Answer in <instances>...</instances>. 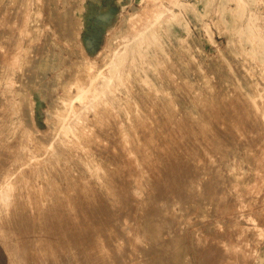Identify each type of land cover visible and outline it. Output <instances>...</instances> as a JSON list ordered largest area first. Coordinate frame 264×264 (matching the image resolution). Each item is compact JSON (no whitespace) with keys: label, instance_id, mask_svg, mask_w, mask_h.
Returning <instances> with one entry per match:
<instances>
[{"label":"rangeland","instance_id":"rangeland-1","mask_svg":"<svg viewBox=\"0 0 264 264\" xmlns=\"http://www.w3.org/2000/svg\"><path fill=\"white\" fill-rule=\"evenodd\" d=\"M90 72L96 82L87 88L84 85ZM262 119L264 0H0V215L4 217H0V225L5 221V228L0 226V237L4 235L0 239V264H28L29 258L30 264H63L64 259L65 264H123L125 260L124 264H264ZM252 136L255 142L260 137L258 142ZM213 174L216 177L212 178ZM93 193L98 194L97 199ZM219 195H225L226 200ZM107 199L113 201L107 203ZM122 199H128L127 203ZM71 205L76 210L72 211L75 218L69 217ZM34 206L38 207L32 209ZM123 213L129 216L128 222ZM111 215L115 223L108 218ZM79 217L81 220L76 219ZM66 218L74 220L70 223ZM11 219L14 222L9 223ZM78 220L83 221L78 224L80 228L75 227ZM14 223L15 233L10 232L15 229ZM57 223L59 227H55ZM47 225L53 228L48 231ZM65 227L72 232L66 233ZM86 228L93 229L91 236L92 231ZM28 230L34 232L25 238ZM112 230L117 237L121 232L120 240ZM83 231L89 232L86 235ZM18 232H22L20 238ZM100 233L104 239L109 236L105 240H110L113 233L115 244L112 238V243L105 241L111 244L106 249ZM127 237L131 243L125 241ZM19 239H24L22 243L29 240V245L18 244ZM123 245L126 250L120 248ZM91 247L102 251H91ZM110 249L114 251L109 254ZM121 250H125V256H120ZM126 251L131 252L127 258ZM204 252H210V257L206 258ZM19 256L22 261H17ZM93 256H104V261L98 258L97 262ZM88 258L90 263L85 261Z\"/></svg>","mask_w":264,"mask_h":264},{"label":"bare ground","instance_id":"bare-ground-1","mask_svg":"<svg viewBox=\"0 0 264 264\" xmlns=\"http://www.w3.org/2000/svg\"><path fill=\"white\" fill-rule=\"evenodd\" d=\"M26 7H27V6H26ZM8 8H9V7H8ZM3 17H4V16H3ZM16 17H17V16H16ZM7 18H8V17H7ZM249 31H250V30H249ZM252 31H253V30H252ZM251 33H252V32H251ZM240 34H242V32H240ZM250 35H251V34H250ZM247 36H248V35H247ZM7 37H8V36H7ZM27 37H28V35H27ZM245 37H246V36H245ZM248 41H249V40H248ZM251 45H252V44H251ZM242 50H243V49H242ZM261 56H262V55H261ZM262 58H263V57H262ZM261 62H262V61H261ZM261 65H263V64H261ZM92 72H93V71H92ZM86 74H87V73H86ZM221 75H222V74H221ZM87 76H89V77H88L87 82L85 83L84 86L87 87V88H89V87L93 86L94 83H95L96 81H95V78H94L93 74H91V72L88 73ZM103 77H104V75H103ZM136 77H137V75H136ZM83 79H84V78H83ZM97 79H98V77H97ZM126 79H127V78H126ZM109 80H111V79H109ZM109 80H108V82H109ZM109 83H110V82H109ZM238 83H239V82H238ZM221 85H222V84H221ZM75 87H76V86H75ZM87 88H86V89H87ZM106 88H107V87H106ZM78 89H79V88H78ZM161 89H162V88H161ZM80 90H82V89H80ZM104 90H105V89H104ZM104 90H103V91H104ZM83 91H84V89H83ZM83 91H82V93H83ZM88 91H89V90H88ZM64 92H65V91H64ZM75 92H76V90H75ZM180 92H181V91H180ZM94 93H95V91H94ZM226 93H227V92H226ZM88 94H89V93H88ZM88 94H84V95H85L84 97H86V95H87V96H90V95H88ZM101 94H102V92H101ZM208 94H209V93H208ZM241 94H242V93H241ZM92 95H93V93H92ZM99 95H100V94H99ZM102 95H103V94H102ZM97 96H98V95H96L95 98H98ZM189 96H190V95H189ZM239 96H240V95H239ZM84 97H83V99H85ZM248 97H250V96H248ZM88 98H89V97H88ZM88 98H87V99H88ZM92 99H93V98H92ZM209 99H210V98H209ZM249 99H250V98H249ZM94 100H95V99H94ZM250 100H251V99H250ZM252 101H254V100H252ZM62 102H63V101H62ZM83 102H85V101H83ZM100 102H101V101H100ZM243 102H244V101H243ZM248 102H251V101H248ZM64 103H65V102H64ZM205 104H206V103H205ZM220 105H221V104H220ZM234 105H235V104H234ZM252 105H253V104H252ZM252 105H251V106H252ZM215 106H216V105H215ZM217 106L219 107V105H217ZM237 106H238V105H237ZM249 106H250V105H249ZM252 107H253V106H252ZM224 108H225V107H224ZM250 108H251V107H250ZM239 109H240V108H239ZM246 109H248V108H246ZM102 110H103V109H102ZM237 110H238V108H237ZM237 110H236V111H237ZM228 111H229V110H228ZM238 112H239V110H238ZM254 112H255V111H254ZM226 113H227V112H226ZM228 113H229V112H228ZM235 113H236V112H235ZM244 113H245V111H243V114H244ZM254 114H255V113H254ZM67 115H68V114H67ZM232 115H233V114H232ZM250 115H251V114H250ZM256 115H257V114H256ZM113 116H114V115H113ZM121 116H123V115H121ZM127 116H128V115H127ZM223 116H224V115H223ZM225 116H227V115H225ZM115 117H116V115H115ZM238 117H239V113H238ZM260 117H261V116H260ZM241 118H242V117H241ZM258 118H259V117H258ZM65 119H66V118H65ZM98 119H99V118H98ZM123 119H124V118H123ZM243 119H244V117H243ZM246 119H247V118H246ZM253 119H254V118H253ZM233 120H234V119H233ZM254 120H255V119H254ZM262 120H264V119H262ZM65 121H66V120H65ZM226 121H227V119H226ZM236 121H237V120H236ZM250 121H251V120H250ZM260 121H261V120H260ZM233 122H234V121H233ZM237 122H239V121H237ZM243 122H244V121H243ZM245 122H246V121H245ZM194 123H195V122H194ZM235 123H236V122H235ZM253 123H254V122H253ZM260 123H261V122H260ZM140 124H141V123H140ZM233 124H234V123H233ZM236 124H237V123H236ZM238 124H239V123H238ZM254 124H255V123H254ZM257 124H258V123H257ZM208 125H209V124H208ZM231 125H232V124H231ZM234 125H235V124H234ZM250 125H251V124H250ZM107 126H108V125H107ZM197 126H198V125H197ZM247 126H248V125H247ZM251 126H252V125H251ZM251 126H250V127H251ZM257 126H259V125H257ZM263 126H264V124H263ZM62 127H63V126H62ZM118 127H119V126H118ZM148 127H149V126H148ZM150 127H151V126H150ZM224 127H225V126H224ZM227 127H228V126H227ZM230 127H231V126H230ZM235 127H236V126H235ZM237 127H238V126H237ZM250 127H249V128H250ZM151 128H152V127H151ZM253 128H255V127H253ZM109 129H110V128H109ZM119 129H120V128H119ZM147 129H148V128H147ZM226 129H227V128H226ZM228 129H229V128H228ZM257 129H258V128L256 127V130H257ZM74 130H75V129H74ZM218 130H219V129H218ZM248 130H249V129H248ZM250 130H251V129H250ZM256 130H253V129H252V131L254 132L255 135L257 134V133L255 132ZM258 130H259V129H258ZM82 131H83V129H82ZM153 131H154V129H153ZM153 131H152V132H153ZM231 131H232V130H231ZM83 132H84V131H83ZM101 132H102V131H101ZM145 132H147V131H145ZM253 132H252L251 134H253ZM108 133H109V132H108ZM154 133H155V132H154ZM200 133H201V132H200ZM228 133H229V132H228ZM249 133H250V131H249ZM263 133H264V132H263ZM79 134H81V133H79ZM91 134H92V133H91ZM131 134H132V133H131ZM240 134H244V133H240ZM109 135H110V134H109ZM208 135H209V134H208ZM236 135H238V134H236ZM258 135H259V133H258ZM80 136H81V135H80ZM127 136H128V135H127ZM134 136H135V135H134ZM134 136H133V137H134ZM144 136H146V134H144ZM225 136H226V135H225ZM232 136H233V134H232ZM247 136H248V135H247ZM259 136H260V135H259ZM82 137H83V136H82ZM117 137H118V136H117ZM208 137H209V136H208ZM248 137H249V136H248ZM74 138H76V137H74ZM84 138H85V137H84ZM106 138H107V136H106ZM124 138H125V137H124ZM124 138H123V139H124ZM127 138H128V137H126V139H127ZM135 138H136V137H135ZM146 138H147V136H146ZM162 138H163V137H162ZM164 138H165V137H164ZM231 138H233V137H231ZM236 138H237V137H236ZM249 138H250V137H249ZM249 138H248V139H249ZM252 138H253V136H252ZM252 138H251V139H252ZM257 138H258V136L256 137V140H257L256 142H258V139H259L260 137H259L258 139H257ZM261 138H262V137H261ZM263 138H264V137H263ZM67 139H69V138L67 137ZM90 139H91V137H90ZM123 139H122V140H123ZM140 139H141V138H140ZM149 139H150V138H149ZM165 139H166V138H165ZM165 139H163V140H165ZM211 139H212V138H211ZM248 139H246V140H248ZM115 140H116V139H115ZM169 140H170V139H169ZM243 140H244V139H242V141H240V142H243ZM249 140H250V139H249ZM249 140H248L247 142H249ZM253 140H254V142H255V139H254V138H253ZM79 141H80V140H79ZM87 141H88V140H87ZM89 141H91V140H89ZM165 141H166V140H165ZM192 141H193V140H192ZM212 141H213V140H212ZM259 141H260V140H259ZM261 141H263V140H261ZM73 142H75V141H73ZM84 142H85V141H84ZM120 142H121V141H120ZM122 142H123V141H122ZM124 142H125V141H124ZM144 142H145V141H144ZM151 142H152V141H151ZM155 142H156V141H155ZM214 142H215V141H214ZM214 142H213V143H214ZM244 142H245V141H244ZM251 142H252V141H251ZM251 142H250V143H251ZM254 142H252V144H253ZM256 142H255V143H256ZM82 143H83V142H82ZM98 143H99V142H98ZM100 143H101V142H100ZM114 143H115V142H114ZM125 143H127V142H125ZM134 143H135V142H134ZM215 143H216V142H215ZM215 143H214V145H215ZM231 143H232V142H231ZM245 143H246V142H245ZM245 143H244V145H245ZM250 143H248V144H249V147H250V145H251ZM74 144H75V143H74ZM89 144H90V143H89ZM136 144H137V142H136ZM136 144H135V145H136ZM163 144H164V143H163ZM229 144H230V143H229ZM240 144H241V143H240ZM242 144H243V143H242ZM32 145H34V144L32 143ZM32 145H31V146H32ZM85 145H86V144H85ZM105 145H106V144H104V146H105ZM119 145H120V144H119ZM123 145H124V144H123ZM123 145H122V146H123ZM135 145H134V146H135ZM152 145H153V144H152ZM156 145H158V144H156ZM156 145H153V146L156 147ZM167 145H168V144H167ZM236 145H238V144H236ZM259 145H262V144H259ZM259 145H257L256 148H257ZM263 145H264V143H263ZM31 146H30V147H31ZM35 146H36V145H35ZM73 146H74V145H73ZM126 146H127V145H126ZM137 146H138V145H137ZM144 146H145V145H144ZM169 146H170V144H169ZM177 146H178V145H177ZM229 146H230V145H229ZM238 146H239V145H238ZM251 146L253 147V145H251ZM43 147H44V146H43ZM70 147H71V146H70ZM81 147H82V146H81ZM91 147H92V146H91ZM91 147H90V148H91ZM105 147H106V146H105ZM123 147H124V146H123ZM157 147H158V146H157ZM167 147H168V146H167ZM245 147H246V146H245ZM254 147H255V146H254ZM259 147H260V146H259ZM35 148H36V147H34V150H35ZM38 148H39V147H38ZM68 148H69V147H68ZM71 148H72V147H71ZM75 148H76V147H75ZM111 148H112V147H111ZM113 148H114V147H113ZM147 148H148V147H147ZM172 148H173V147H172ZM179 148H181V147H179ZM212 148H213V147H212ZM114 149H115V148H114ZM124 149H125V148H124ZM151 149H152V148H151ZM157 149H158V148H157ZM168 149H170V148H168ZM182 149H183V148H181V150H182ZM72 150H73V148H72ZM89 150H90V149H89ZM92 150H93V149H92ZM94 150H96V149H94ZM155 150H156V149H155ZM164 150H165V149H164ZM174 150H175V149H174ZM181 150H180V151H181ZM225 150H226V149H225ZM250 150H251V149H250ZM254 150H255V149H254ZM254 150H253V151H254ZM259 150H260V149H259ZM261 150H262V149H261ZM76 151H77V150H76ZM226 151H227V150H226ZM255 151H256V150H255ZM263 151H264V149H263ZM36 152H37V151H36ZM79 152H80V151H79ZM88 152H89V151H88ZM88 152H86V153H88ZM98 152H100V151H98ZM105 152H106V151H105ZM138 152H139V151H138ZM147 152H148V150H147ZM163 152H164V151H163ZM176 152H177V151H176ZM184 152L186 153V151H184ZM216 152H217V151H216ZM257 152H258V151H257ZM140 153H141V150H140ZM153 153H154V151H153ZM157 153H158V152H157ZM164 153H166V152H164ZM177 153L179 154V152H177ZM245 153H247V152H245ZM254 153H255V152H254ZM72 154H73V152H72ZM74 154H75V153H74ZM141 154H142V153H141ZM141 154H140V155H141ZM161 154H162V153H161ZM168 154H169V153H167V155H168ZM183 154H184V153H183ZM85 155H87V154H85ZM93 155H94V154H93ZM163 155H164V154H163ZM174 155H176V154H174ZM224 155H225V154H224ZM259 155H260V154H259ZM259 155H258V156H259ZM99 156H101V155H99ZM157 156H158V154H157ZM171 156H172V155H171ZM218 156H220V155L218 154ZM218 156H217V157H218ZM262 156H263V155H262ZM34 157H35V156H34ZM128 157H130V156H128ZM133 157H134V156H133ZM148 157H151V156L149 155ZM158 157H159V156H158ZM166 157H167V156H166ZM166 157H164V158H166ZM217 157H216V158H217ZM252 157H253V156H252ZM263 157H264V156H263ZM36 158H38V157H36ZM39 158H40V157H39ZM67 158H69V157H67ZM77 158H78V157H77ZM105 158H107V157H105ZM156 158H157V157H156ZM162 158H163V157H162ZM162 158L159 157V159H160L161 161H162ZM172 158H173V157H172ZM221 158H224V157H221ZM62 159H63V158H62ZM100 159H102V158H100ZM120 159H121V158H120ZM159 159H158V160H159ZM187 159H188V158H187ZM244 159H245V158H244ZM249 159H250V158H249ZM253 159H254V158H253ZM259 159H260V156H259L258 160H259ZM103 160H104V159H103ZM107 160H108V159H107ZM123 160H124V158H123ZM148 160H149V159H148ZM166 160H167V159H166ZM171 160H172V159H171ZM217 160H218V158H217ZM220 160H221V159H220ZM109 161H111V160H109ZM109 161H108V162H109ZM113 161H114V160H113ZM116 161H118V160H116ZM130 161H131V160H130ZM132 161H133V160H132ZM172 161H173V160H172ZM236 161H237V160H236ZM80 162H81V161H80ZM104 162H105V161H104ZM111 162H112V161H111ZM121 162H123V161L121 160ZM128 162H129V161H128ZM219 162H220V161H219ZM82 163H83V162H82ZM93 163H94V162H93ZM99 163H100V162H99ZM116 163L118 164V162H116ZM119 163H120V162H119ZM130 163H131V162H130ZM130 163H129V164H130ZM148 163H149V162H148ZM150 163H151V162H150ZM165 163H166V161H165ZM238 163H239V162H238ZM2 164H3V163H2ZM38 164H39V163H38ZM113 164H115V161L113 162ZM121 164H122V163H121ZM132 164H133V163H132ZM157 164H158V162H157ZM157 164H156V165H157ZM167 164H168V163H167ZM220 164H221V163H220ZM3 165H4V164H3ZM98 165H99V164H98ZM107 165H108V164H107ZM110 165L112 166V164H110ZM133 165H134V164H133ZM141 165H142V164H141ZM159 165H161V163H160ZM168 165H169V164H168ZM173 165H174V163H173ZM195 165H196V164H195ZM245 165H246V164H245ZM96 166H97V162H96ZM113 166H114V165H113ZM153 166H154V165H153ZM0 167H1V166H0ZM2 167H3V166H2ZM94 167H95V166H94ZM114 167H115V166H114ZM117 167H118V166H117ZM136 167H137V166H136ZM161 167H162V166H161ZM221 167H222V166H221ZM44 168H45V167H44ZM97 168H98V166H97ZM111 168H113V167H111ZM145 168H146V167H145ZM154 168H155V167H154ZM167 168H169V167H167ZM223 168H224V167H223ZM94 169H95V168H94ZM118 169H119V168H118ZM122 169H123V168H122ZM134 169H135V171H136L137 168H134ZM151 169H152V168H151ZM123 170H124V169H123ZM125 170H126V169H125ZM128 170H129V169H128ZM131 170H132V169H131ZM147 170H148V169H147ZM152 170H153V169H152ZM167 170H168V169H167ZM35 171H36V170H35ZM35 171H34V172H35ZM111 171H112V170H111ZM135 171H134V172H135ZM154 171H155V170H154ZM212 171H213V170H212ZM40 172H41V171H40ZM124 172H125V171H124ZM126 172H127V171H126ZM166 172H167V171H166ZM170 172H171V171H170ZM170 172H169V173H170ZM236 172H237V171H236ZM236 172H235V173H236ZM90 173H91V171H90ZM103 173H104V172H103ZM117 173H118V172H117ZM151 173H152V172H151ZM156 173H157V172H156ZM164 173H165V172H164ZM169 173H168V174H169ZM212 173H213V172H212ZM212 173H211V174H212ZM215 173H217V172H215ZM219 173H221V172H219ZM32 174H33V173H32ZM96 174H97V173H96ZM100 174H101V173H100ZM105 174H106V173H105ZM126 174H127V173H126ZM221 174H222V173H221ZM82 175H84V174H82ZM85 175H86V174H85ZM103 175H104V174H103ZM156 175H157V174H156ZM161 175H162V174H161ZM179 175H180V174H179ZM184 175H185V173H184ZM88 176H89V175H88ZM97 176H98V175H97ZM101 176H102V175H101ZM106 176H108V175H106ZM126 176H127V175H126ZM128 176H129V175H128ZM150 176H152V175H150ZM214 176H215V174H213V176L211 175L212 178H214ZM227 176H228V175H227ZM25 177H27V176H25ZM35 177H36V176H35ZM89 177H90V176H89ZM95 177H96V176H95ZM112 177H113V176H112ZM152 177H153V176H152ZM215 177H216V176H215ZM218 177H219V176H218ZM224 177H225V176H224ZM224 177H223V178H224ZM229 177H230V176H229ZM100 178L103 179V178H105V177H100ZM137 178H138V177H137ZM180 178H181V177H180ZM212 178H211V179H212ZM230 178H231V177H230ZM102 179H101V180H102ZM105 179H106V178H105ZM112 179H113V178H112ZM115 179H116V178H115ZM130 179H131V178H129V180H130ZM196 179L198 180V178H196ZM203 179H204V176H203ZM220 179H221V177H220ZM220 179H218V180L220 181ZM24 180H25V179H24ZM80 180H81V179H80ZM120 180H121V179H120ZM186 180H187V179H186ZM213 180H214V179H213ZM216 180H217V179H216ZM221 180H222V179H221ZM226 180H227V179H226ZM28 181H29V180H28ZM110 181H111V180H110ZM110 181H109V182H110ZM121 181H122V180H121ZM127 181H128V180H127ZM139 181H140V180H139ZM174 181H175V180H173V183H174ZM204 181H205V180H204ZM23 182H24V181H23ZM98 182H99V180H98ZM105 182H107V179L105 180ZM116 182H118L117 179H116ZM123 182H124V181H123ZM125 182H126V181H125ZM125 182H124V183H125ZM131 182H132V181H131ZM136 182H137V181H136ZM236 182H237V181H236ZM1 183H2V181H1ZM24 183H26V182H24ZM27 183H28V182H27ZM92 183H93V182H92ZM92 183H91V184H92ZM156 183H157V182H156ZM205 183H206V182H205ZM207 183H208V181H207ZM212 183H213V182H212ZM5 184H6V183H5ZM55 184L57 185V183H55ZM72 184H73V183H72ZM91 184L89 183V185H91ZM98 184H99V183H98ZM102 184H103V183H102ZM102 184H101V185H102ZM174 184H176V183H174ZM208 184H209V183H208ZM215 184H216V183H215ZM222 184H223V183H222ZM227 184H228V183H227ZM22 185H23V184H22ZM28 185H30V184H28ZM28 185H27V186H28ZM31 185H32V184H31ZM35 185H37V184H35ZM200 185H201V184H200ZM238 185H239V184H238ZM243 185H244V184H243ZM37 186H38V185H37ZM40 186H41V185H40ZM74 186H75V185H74ZM99 186H100V185H99ZM104 186H105V185H104ZM127 186H128V185H127ZM173 186H174V185H173ZM202 186H203V185H202ZM204 186H205V185H204ZM214 186H215V185H214ZM214 186H212V187H214ZM217 186H218V185H217ZM222 186H223V185H222ZM3 187H4V186H3ZM13 187H14V186H13ZM13 187H12V188H13ZM91 187H92V186H91ZM100 187H101V186H100ZM108 187H109V186H108ZM131 187H132V186H131ZM171 187H172V186H171ZM183 187H185V186H183ZM208 187H209V186H208ZM230 187H231V185H230ZM237 187L239 188V186H237ZM4 188L7 189L8 186H7V187H4ZM9 188H11V186H10ZM43 188H44V187H43ZM57 188H58V187H57ZM68 188H69V186H68ZM81 188H82V187H81ZM102 188H103V187H102ZM174 188H175V187H174ZM201 188H202V187H201ZM94 189H95V187H94ZM100 189H101V188H100ZM115 189H116V188H115ZM130 189H131V188H130ZM206 189H207V188H206ZM210 189H212V188H209V190H210ZM3 190H5V189H3ZM3 190H1V191H3ZM18 190H19V189H18ZM21 190H22V189H21ZM69 190H70V189H69ZM69 190H68V191H69ZM152 190H153V189H152ZM182 190H183V189H182ZM213 190H214V189H213ZM213 190H212V191H213ZM233 190H234V188H233ZM236 190H237V192H238V189H235V191H236ZM248 190H249V189H248ZM25 191H26V190H25ZM37 191H38V190H37ZM93 191H94V190H93ZM96 191H97V190H96ZM138 191H139V190H138ZM212 191H211V192H212ZM235 191H234V193H236ZM243 191H245V190H243ZM6 192H8V191H5L4 193L6 194ZM18 192H19V191H18ZM84 192H85V190H84ZM94 192H95V191H94ZM101 192H102V191H101ZM105 192H107V190H106ZM105 192H104V193H105ZM114 192H115V191H114ZM114 192H113V193H114ZM246 192H247V191H246ZM0 193H1V192H0ZM12 193H13V192H12ZM35 193H36V191H35ZM45 193H46V191H45ZM104 193H103V194H104ZM160 193H161V192H160ZM196 193H197V192H196ZM215 193H216V195L219 194V192H215ZM247 193H248V192H247ZM19 194L21 195L22 193L19 192ZM41 194H42V193H41ZM72 194H73V193H72ZM93 194H95V193H93ZM108 194L110 195L111 193H108ZM140 194H141V193H140ZM167 194H168V193H167ZM174 194H176V193H174ZM229 194H230V193H229ZM240 194H241V193H240ZM8 195H9V194H8ZM12 195H13V194H12ZM29 195H30V194H29ZM31 195H32V194H31ZM34 195H35V194H34ZM62 195H63V194H62ZM185 195H187V194H184L183 197H185ZM212 195H214V192H213ZM234 195H235V194H234ZM22 196H23V195H22ZM26 196H27V195H26ZM55 196L57 197V195H55ZM66 196H67V195H66ZM95 196H96V194H95ZM97 196H98V194H97ZM97 196H96V199H97ZM104 196H105V195H104ZM104 196H103V198H104ZM193 196H195V195H193ZM219 196H220V195H219ZM231 196H232V195H231ZM6 197H8V196L5 195V198H6ZM11 197H12V196H11ZM27 197H28V196H27ZM36 197H37V196H36ZM73 197H74V196H73ZM115 197H116V196H115ZM117 197H118V196H117ZM122 197H123V195H122ZM164 197H165V196H163V198H164ZM220 197L224 199L225 195H224V197H222V196H220ZM220 197H217V198H220ZM39 198H40V197H39ZM42 198H43V197H42ZM57 198H58V197H57ZM59 198H60V197H59ZM63 198H65V197H63ZM63 198H62V199H63ZM99 198H100V196H99ZM99 198H98V199H99ZM105 198H106V197H105ZM113 198H114V197H113ZM120 198H121V197H120ZM195 198H196V197H195ZM199 198H200V197H199ZM217 198H215V200H216ZM232 198H233V197H232ZM232 198H230V199H232ZM8 199H9V198H8ZM12 199H14V197H13ZM31 199H32V201H33V197H32ZM46 199H47V198H46ZM68 199H69V198H68ZM101 199H102V197H101ZM101 199H100V200H101ZM114 199H115V198H114ZM129 199H130V198H129ZM190 199H191V198H190ZM228 199H229V198H227V200H228ZM0 200H1V199H0ZM4 200H5V199H4ZM6 200H7V199H6ZM19 200H20V199H19ZM22 200H23V197H22ZM34 200H35V198H34ZM58 200H59V199H58ZM69 200H70V199H69ZM69 200H68V201H69ZM76 200H77V199H76ZM110 200H111V199H110ZM110 200H109V201H110ZM127 200H128V199H127ZM127 200H126V202H124L125 200L123 201V199H122L121 201H123L124 203H127ZM148 200L150 201V198H149ZM167 200H168V199H167ZM167 200H166V201H167ZM171 200H173V199H171ZM206 200H207V199H206ZM221 200H222V199H221ZM221 200H220V201H221ZM224 200H226V198H225ZM20 201H21V200H20ZM35 201H36V200H35ZM97 201H98V200H97ZM97 201H96V202H97ZM102 201H104V200H102ZM107 201H108V199H107ZM109 201H108L107 203H109ZM111 201H113V200H111ZM154 201H155V200H154ZM190 201H191V200H190ZM230 201H232V200H230ZM233 201H235V200H233ZM236 201H237V200H236ZM8 202H9V201H8ZM28 202H29V201H28ZM28 202H27V203H28ZM33 202H34V201H33ZM33 202H31V203H33ZM46 202H47V201H46ZM65 202H67V201H65ZM77 202H78V200H77ZM92 202H94V201H92ZM98 202L100 203V201H98ZM115 202H116V201H115ZM128 202H130V200H129ZM178 202H179V201H178ZM178 202H177V203H178ZM227 202H228V201H227ZM14 203H15V202H14ZM35 203H36V202H35ZM41 203H42V202H41ZM101 203H103V202H101ZM105 203H106V202H104V204H105ZM113 203H114V202H113ZM113 203H112V204H113ZM124 203H123V204H124ZM130 203H133V202H130ZM165 203H166V202H165ZM167 203H168V201H167ZM177 203H176V204H177ZM207 203H209V202H207ZM215 203H216V202H215ZM215 203H214V205H215ZM218 203H220L219 200H218L217 204H218ZM223 203L225 204V201H224ZM8 204H9V203H8ZM8 204H6V205L8 206ZM16 204H17V203H16ZM36 204H37V203H36ZM49 204H50V203H49ZM54 204H55V203H54ZM58 204H59V202H58ZM70 204H71V203H70ZM73 204H74V203H73ZM83 204H85V203H83ZM96 204H97V203H96ZM110 204H111V203H110ZM110 204H109V205H110ZM169 204H170V203H169ZM193 204H194V203H193ZM209 204H210V203H209ZM217 204H216V205H217ZM229 204H230V202H229ZM1 205H2V204H1ZM6 205H5V206H6ZM12 205H13V203H12ZM17 205H18V204H17ZM37 205H38V204H37ZM40 205H41V204H40ZM42 205H43V204H42ZM42 205H41V207H42ZM50 205H51V204H50ZM67 205H68V204H67ZM67 205H66V206H67ZM74 205H75V204H74ZM85 205H86V204H85ZM85 205H84V207H85ZM107 205H108V204H107ZM107 205H106V206H107ZM120 205H121V203H120ZM128 205H130V204H128ZM131 205H132V204H131ZM133 205H134V204H133ZM207 205H208V204H207ZM226 205H228V204H225L224 208H226ZM234 205H236V204H234ZM2 206H3V205H2ZM31 206H32V205H31ZM44 206H45V205H44ZM56 206H57V205H56ZM71 206H72V205H71ZM76 206H78V205H76ZM101 206L103 207L104 205H101ZM101 206H100V207H101ZM106 206H104V207H106ZM178 206H179V204H178ZM178 206H176V207H178ZM180 206H181V205H180ZM196 206H197V205H196ZM208 206H209V205H208ZM221 206H222V204H221ZM14 207H15V206H14ZM14 207H13V208H14ZM20 207H21V204H20ZM27 207H28V206H27ZM34 207H35V208L32 207V209H36V207H38V206H34ZM61 207H62V206H61ZM102 207H101V208H102ZM107 207H108V206H107ZM109 207H111V206H109ZM212 207H213V206H212ZM212 207H211V209H212ZM222 207H223V206H222ZM28 208H30V207H28ZM28 208H27V211H25V212H28ZM44 208H46V207H44ZM57 208H58V207H57ZM70 208H71V207H70ZM101 208H100V209H101ZM119 208H120V206H119ZM130 208H131V207H130ZM138 208H140V207H138ZM163 208H164V206H163ZM196 208H197V207H196ZM17 209L19 210V207H17ZM30 209H31V208H30ZM42 209H43V207H42ZM49 209H50V207H49ZM52 209H53V208H52ZM52 209H51V211H52ZM75 209H76V208H75ZM105 209H107V208H104V210H105ZM108 209H110V208H108ZM108 209H107V210H108ZM117 209H118V208H117ZM193 209H194V208H193ZM209 209H210V207H209ZM211 209H210V210H211ZM220 209H221V208H220ZM232 209H233V208H232ZM232 209H231V210H232ZM236 209H237V208H236ZM10 210H11V208H10ZM12 210H13V209H12ZM23 210H24V209H23ZM37 210H40V209H37ZM57 210H58V209H56V211H57ZM62 210H63V209H62ZM79 210H80V208H79ZM119 210H121V209H119ZM166 210H167V209H166ZM194 210H195V212H196V209H194ZM1 211H2V210H1ZM45 211H47V210L45 209ZM72 211H73V206H72V210H71V212H70V211H69V212L72 213ZM102 211H103V210H102ZM108 211H112V209H110V210H108ZM122 211H123V209H122ZM190 211H192V210H190ZM197 211H198V210H197ZM6 212H7V211H6ZM13 212H15V211H13ZM17 212H19V211H17ZM29 212H30V211H29ZM32 212H33L32 215H34V211H32ZM38 212H39V211H38ZM38 212H36V213H38ZM66 212H68V211H66ZM73 212L76 213V210L73 211ZM105 212L107 213V211H105ZM123 212H124V211H123ZM131 212H132V211H131ZM163 212H164V211H163ZM195 212H194V213H195ZM208 212H209V211H208ZM210 212H213V210L210 211ZM225 212H226V211H225ZM15 213H16V212H15ZM44 213H45V212H44ZM44 213L42 214V217H43ZM47 213H50V210H48ZM57 213H58V212H57ZM98 213H99V212H98ZM100 213H101V212H100ZM110 213H113V212H110ZM110 213H108V216H110ZM114 213H115V211H114ZM148 213H150V212H148ZM155 213H157V212H155ZM185 213H186V212H185ZM196 213H198V212H196ZM8 214H10V213H8ZM17 214H19V213H17ZM28 214H29V213H28ZM30 214H31V213H30ZM39 214H40V212H39ZM79 214H80V213H79ZM86 214H87V213H86ZM124 214H125V213H123V216H125ZM129 214H131V213H129ZM152 214H153V212H152ZM190 214H191V213H190ZM200 214H201V213H199L198 215H200ZM210 214H211V213H210ZM4 215H5V214H4ZM71 215H72V216H71ZM80 215H81V214H80ZM80 215H78V216H80ZM98 215H99V214H98ZM100 215H101V214H100ZM100 215H99V216H100ZM102 215H104V214H102ZM127 215H128V214H127ZM156 215H157V214H156ZM185 215H186V214H185ZM198 215H197V216H198ZM225 215H226V214H225ZM225 215H224V216H225ZM6 216H7V215H6ZM25 216H26V215H25ZM34 216H35V215H34ZM36 216H37V215H36ZM36 216H35V217H36ZM39 216H40V215H39ZM45 216H46V215H45ZM50 216H51V214H50ZM50 216H49V217H50ZM53 216H54V215H53ZM63 216L66 217V215H63ZM63 216L61 215V218H62ZM68 216H69V213H68ZM75 216H77V214H76ZM95 216H97V215H95ZM104 216H105V215H104ZM106 216H107V214H106ZM120 216H121V215H120ZM120 216H119V217H120ZM123 216H121L120 218L123 219V218H124ZM167 216H168V215H167ZM189 216H191V215H189ZM195 216H196V215H195ZM195 216H194V217H195ZM207 216H208V214H207ZM0 217H1V215H0ZM14 217H15V214H14V216H13V219H15ZM16 217H18V216H16ZM20 217H22V216H20ZM27 217H28V215H27ZM29 217L31 218V216H29ZM29 217H28V218H29ZM32 217H33V216H32ZM35 217H33V218L35 219ZM37 217H38V216H37ZM42 217H41V218H42ZM46 217H47V216H46ZM46 217H45V219H46ZM55 217H56V216H55ZM64 217H63V218H64ZM69 217H74V214H73V213L70 214ZM88 217H89V214H88ZM113 217L119 218V217H117L116 215L113 216ZM126 217H127V216H125V218H126ZM155 217H156V216H155ZM163 217H164V216H163ZM213 217H214V216H213ZM227 217H229V216H227ZM227 217H226V218H227ZM1 218H2V217H1ZM3 218H4V217H3ZM3 218H2V219H3ZM9 218H11V217H9ZM9 218H8V219H9ZM23 218H24V217H23ZM25 218H26V217H25ZM30 218H29V219H30ZM52 218H53V217H52ZM61 218H60V219H61ZM74 218H75V217H74ZM74 218H73V219L68 218V219H71V222H70V223H72V221L74 220ZM81 218H82V216H81ZM85 218H86V217H85ZM85 218H84V219H85ZM90 218L93 219L94 217L92 218V216H91ZM100 218H102V217H100ZM108 218H109V219L111 218V222H113L114 220H116L115 218H113V221H112V215H111V217H108ZM108 218H107V219H108ZM128 218H129V216H128ZM128 218H126V219H127V222H128ZM133 218H134V216H133ZM148 218H149V217H148ZM160 218H161V217H160ZM215 218H216V217H215ZM2 219H1V220H2ZM8 219H6V220H8ZM13 219H11V221H10L9 223H12ZM16 219H17V218H16ZM36 219H37V218H36ZM39 219H40V218H39ZM47 219H49V218H47ZM50 219H51V218H50ZM57 219H58V218H57ZM66 219H67V218H66ZM68 219H67V220H68ZM76 219H80V217H79V218H76ZM82 219H83V218H82ZM97 219H98V218H97ZM102 219H103V218H102ZM154 219H155V218H154ZM162 219H163V218H162ZM190 219H191V218H190ZM208 219H209V218H208ZM1 220H0V221H1ZM4 220H5V219H4ZM9 220H10V219H9ZM24 220H25V219H24ZM52 220H53V219H52ZM67 220H65V222H66ZM80 220H81V219H80ZM117 220H118V219H117ZM119 220H120V219H119ZM131 220H132V219H131ZM185 220H186V219H185ZM209 220H210V219H209ZM213 220H214V219H213ZM2 221H3V220H2ZM16 221H17V220H15V222H16ZM20 221H21V220H20ZM28 221H29V220H28ZM38 221L41 222L40 220H37V222H38ZM42 221H43V220H42ZM44 221H45V220H44ZM44 221H43L42 223H44ZM49 221H50V220H49ZM54 221H56V220L54 219ZM59 221H60V220H59ZM62 221H64V220H62ZM69 221H70V220H69ZM75 221H76V220H75ZM78 221H79V220H78ZM93 221H94V220H93ZM97 221H100V219L97 220ZM101 221H102V220H101ZM108 221H109V220H108ZM145 221H146V220H145ZM163 221H164V220H163ZM166 221H167V220H166ZM186 221H187V220H186ZM4 222H5V221H4ZM4 222H3V224H4ZM13 222H14V221H13ZM25 222H26V221H25ZM45 222H46V221H45ZM56 222H57V221H56ZM80 222H83V221H79V223L76 222V225H75V224H73V225H75V227H76L78 224H80ZM84 222H85V220H84ZM86 222H87V221H86ZM88 222H89V220H88ZM103 222H104V219H103ZM103 222H102V223H103ZM111 222H108V225H110L109 223H111ZM118 222H119V221H118ZM127 222H126V224H128ZM161 222H162V220H161ZM191 222H192V221H191ZM207 222H208V221H207ZM210 222H211V221H210ZM1 223H2V222H1ZM1 223H0V224H1ZM6 223H8V222H6ZM16 223H17V224H20V222L18 223V221H17ZM28 223H29V222H28ZM52 223H54V222L52 221ZM67 223H68V222H67ZM73 223H74V222H73ZM89 223H90V222H89ZM94 223H95V225L98 224V223H96V220H95ZM94 223H93V224H94ZM100 223H101V222H100ZM113 223H115V222H113ZM113 223H112V224H113ZM204 223H205V222H204ZM204 223H203V224H204ZM3 224H2V225H3ZM23 224H24V221H23ZM25 224H26V223H25ZM31 224H32V221L30 222V226H31ZM35 224H36V223H34V225H35ZM45 224H46V223H45ZM47 224H48V222H47ZM50 224H51V223H50ZM59 224H60V223H59ZM59 224L57 223V225H56L55 227H59V226H58ZM61 224L63 225V223H61ZM86 224H87V223H86ZM105 224H106V223H105ZM105 224H103V225H104V228H105ZM124 224H125V222H124ZM162 224H163V223H162ZM211 224H212V222H211ZM2 225H0V226L2 227ZM10 225H11V224H10ZM14 225H15V223H14ZM20 225H22V223H21ZM26 225L28 226V224H26ZM52 225H54V224H52ZM62 225H61V226H62ZM73 225H72V226L70 225V226H71L72 228H74ZM117 225H118V224H117ZM117 225H116V226H117ZM160 225H161V224H160ZM200 225H201V224H200ZM12 226H13V225H12ZM27 226H25L26 228H25V227H24V228L27 229L28 227H30V226H28V227H27ZM38 226H39V225H38ZM38 226H36V227H38ZM42 226H43V225H42ZM64 226H65V225H64ZM64 226H63V227H64ZM66 226H67V225H66ZM84 226H85V225H83V227H84ZM86 226H87V225H86ZM112 226L114 227V225H112ZM116 226H115V227H116ZM157 226H158V225H157ZM165 226H166V225H165ZM178 226H179V225H178ZM212 226H213V225H212ZM214 226H215V225H214ZM1 227H0V229L5 228V226L2 227V228H1ZM8 227H10V226L8 225ZM8 227H7V228H8ZM14 227H15L14 230H12L11 228H9V229H11L10 232L13 231V232L15 233V230L17 229V228H16L17 226L15 225ZM18 227H20V226H18ZM32 227H34V226H32ZM32 227H31V228H32ZM36 227H35V229H37ZM45 227H46V226H45ZM47 227H48V231L51 229V227L53 228V226H51V225H50V229H49V225H47ZM78 227L80 228L79 225H78ZM87 227H88V226H87ZM97 227H99V225H98ZM106 227L108 228V226H106ZM109 227H110V226H109ZM113 227H110L109 229H112ZM119 227H120V226H119ZM119 227H118V228H119ZM142 227H143V226H142ZM142 227H141V228H142ZM162 227H163V225H162ZM207 227H208V226H207ZM7 228H6V229H7ZM12 228H13V227H12ZM31 228H29V230H31ZM43 228H44V227H43ZM66 228H67V227H65V229L63 228V230H64V231H67ZM84 228H85V227H84ZM89 228H93V227L91 226V227H89ZM101 228H102V227H101ZM107 228H106V229H107ZM116 228H117V227H116ZM116 228H115V230H118V229H116ZM123 228H124V227H123ZM157 228H159V226H158ZM177 228H178V227H177ZM195 228H196V227H195ZM203 228H204V227H203ZM9 229H8V230H9ZM35 229H34V230H35ZM56 229H57V228H56ZM59 229H60V228H59ZM59 229L57 230V232L59 231ZM67 229H68V228H67ZM74 229H75V228H74ZM76 229H78V228H76ZM81 229H82V228H81ZM86 229L89 230L88 228H86ZM98 229H99V228H98ZM109 229H108V230H109ZM113 229H114V228H113ZM130 229H132V228H130ZM134 229H135V228H134ZM161 229H162V228H161ZM19 230H20V229H19ZM29 230H28V232H30ZM40 230H41V228H40ZM69 230H70V232H72V231H71L72 229H71L70 227H69ZM84 230H85V229H84ZM108 230H107V231H108ZM115 230H112V232L115 231ZM119 230H120V228H119ZM145 230H146V229H145ZM204 230H205V229H204ZM204 230H203V231H204ZM17 231H18V230H17ZM32 231H33V230H32ZM32 231H31L29 234H27L28 236L26 235L27 237H25V238H30V237H29L30 234L32 235V233L34 232V231H33V232H32ZM36 231H37V230H35V232H36ZM38 231H39V230H38ZM42 231H43V230H42ZM46 231H47V230H46ZM48 231H47V232H48ZM52 231H53V230H52ZM64 231H63V232H64ZM75 231H76V230H75ZM75 231L73 230V234H74ZM79 231L81 232L80 229H79ZM89 231H92V232H89ZM89 231H85V232H89V233H90V236H91V233L93 234V229H92V230L90 229ZM99 231H100V229H99ZM102 231H103V230H102ZM110 231H111V230H110ZM129 231H130V230H129ZM165 231H167V230H165ZM187 231H188V230H187ZM189 231H190V230H189ZM0 232H1V230H0ZM7 232H8V231H6V234H7ZM24 232H26V231H24ZM28 232H27V233H28ZM68 232H69V231H67L66 233H68ZM70 232H69V233H70ZM80 232H79V236H80ZM85 232L83 231V233H85ZM142 232H143V231H142ZM142 232H141V234H142ZM205 232H206V231H205ZM18 233H20V234H17V235H19V238H20V235H21L22 232H18ZM38 233H39V232H38ZM38 233L36 232V233H34V234L38 235ZM43 233H45V232H43ZM49 233H50V232H49ZM76 233H77V232H76ZM96 233H97V232H96ZM113 233H114V236L117 234V233H115V232H113ZM113 233H112V234H113ZM120 233H121V232H120ZM120 233H118V237H119ZM129 233H132V232L130 231ZM145 233H146V231H145ZM186 233H187V232H186ZM189 233H190V232H189ZM0 234H1V233H0ZM2 234H4V233H2ZM85 234H86V233H85ZM85 234H84V235H85ZM87 234H88V233H87ZM87 234H86V235H87ZM108 234H109V233H108ZM112 234H111V235H112ZM122 234H124V233H122ZM127 234H128V233H127ZM143 234H144V233H143ZM143 234H142V236H143ZM159 234H160V233H159ZM36 235H34V238H35ZM44 235H45V234H44ZM68 235H70V234H68ZM74 235H76V234H74ZM74 235H73V236H74ZM100 235H101V233H100ZM111 235H110V237L112 238ZM131 235H132V234H131ZM166 235H167V234H166ZM181 235H182V234H181ZM216 235H217V234H216ZM2 236H4V235H2ZM2 236H1V237H2ZM8 236H9V234H8ZM23 236H25V235H23ZM23 236H22V237H23ZM38 236L40 237V235H38ZM45 236H47V235H45ZM88 236H89V235H88ZM88 236H86V238H85L86 241H87V239H88ZM90 236H89V238H90ZM102 236H103V235H101V239H104V238H102ZM107 236H108V235H107ZM107 236H106V237H107ZM142 236H141V237H142ZM155 236H156V235H155ZM159 236H160V235H159ZM183 236H184V234H183ZM1 237H0V239H1ZM5 237H7V236L5 235ZM9 237H10V236H9ZM11 237H12V235H11ZM11 237H10V238H11ZM13 237H14V236H13ZM13 237H12L11 239H13ZM32 237H33V236H31V238H32ZM43 237H44V236H43ZM71 237H72V236H71ZM74 237H77V236H74ZM93 237H95V236H93ZM98 237H99V234L97 235V238H98ZM103 237H104V236H103ZM106 237H105V239H106ZM108 237H109V236H108ZM115 237H117V236H115ZM115 237H114V240L116 239ZM118 237H117V238H118ZM120 237H122V236H120ZM120 237H119V240H120ZM133 237H134V236H133ZM145 237H147V235H146ZM156 237H157V236H156ZM161 237H162V235H161ZM166 237H167V236H166ZM171 237H172V236H171ZM171 237H170V238H171ZM190 237H191V236H190ZM25 238H24V239H25ZM36 238H37V236H36ZM45 238H46V237H45ZM82 238H84V237H79V240H80V239L82 240ZM111 238H110V240L107 238L109 241H108V240H105V239H104V241H102V242H104L103 245H105L106 249H107L108 246L111 245V244H109V243H108L109 245L107 244V242H110V241H111ZM128 238H129V237H127V238H126L127 240H125V241H126V242L129 241V243H131V240H129ZM130 238H131V237H130ZM162 238H163V237H162ZM164 238H165V236H164ZM186 238H187V237H186ZM8 239H9V238H8ZM24 239L21 240V241H24ZM39 239H40V238H39ZM41 239H42V238H41ZM41 239H40V240H41ZM47 239H48V236H47ZM165 239H166V238H165ZM171 239H172V238H171ZM188 239H189V237H188ZM2 240H3V239H2ZM5 240H6V239H5ZM17 240H18V239H17ZM32 240H34V239H32ZM37 240H38V239H37ZM93 240H94V239H91V241H93ZM96 240H99V239H96ZM122 240H124V239H122ZM157 240H158V238H157ZM159 240H160V239H159ZM161 240H163V239H161ZM177 240H178V239H177ZM189 240H190V239H189ZM191 240H192V239H191ZM0 241H1V240H0ZM12 241H14V243H15V240H12ZM19 241H20V239H19ZM21 241L18 242V244H19V243H22ZM28 241H29V240L26 239L27 244H28ZM35 241H36V240H35ZM35 241H34V242H35ZM43 241H47V240H43ZM76 241H77V238H76ZM83 241H84V240H83ZM99 241H100V240H99ZM105 241H107V242L105 243ZM112 241H113V238H112ZM112 241H111L110 243H112ZM132 241H133V240H132ZM134 241H135V240H134ZM147 241H148V238H147ZM155 241H156V239H155ZM170 241H171V240H170ZM186 241H188V240H186ZM7 242H8V241H7ZM26 242H23V243L26 244ZM34 242H33V243H34ZM37 242H38V241H37ZM47 242H48V241H47ZM81 242H82V241H81ZM96 242H97V241H96ZM96 242L94 241L95 246L98 245ZM102 242H99V243H102ZM113 242H114V241H113ZM115 242H116V240H115ZM115 242H114L113 244H115ZM117 242H118V240H117ZM157 242H159V241H157ZM164 242H165V241H164ZM181 242H182V241H181ZM190 242H191V241H190ZM190 242L187 243V244H191ZM3 243H4V242H3ZM23 243H22V244H23ZM38 243H39V242H38ZM45 243H46V242H45ZM45 243H44V244H45ZM84 243H86V242H84ZM150 243H152V242L150 241ZM161 243H162V242H161ZM4 244H5V243H4ZM4 244H2V245H4ZM25 244H24L23 247H26V248H27V247H30V246H25ZM27 244H26V245H27ZM35 244H37V243H35ZM41 244H42V243H41ZM41 244H40V245H41ZM56 244H57V243H56ZM77 244H78V242H77ZM92 244H93V242H92ZM96 244H97V245H96ZM113 244H112V247L115 246V245H113ZM120 244H121V243H120ZM122 244H123V243H122ZM28 245H29V244H28ZM30 245H31V243H30ZM42 245H43V244H42ZM42 245H41V246H42ZM57 245H58V244H57ZM79 245H80V244H79ZM90 245H91V243H90ZM126 245H128V243H127ZM131 245H132V244H131ZM145 245H146V244H145ZM158 245H159V243H158ZM20 246L22 247V245H20ZM20 246H17V247H18L19 249H22L23 247L21 248ZM31 246H32V245H31ZM38 246H39V245H38ZM124 246H125V245H123V247L121 246L120 248L123 249V248H125ZM165 246H166V244H165ZM188 246H189V245H188ZM188 246H187V247H188ZM12 247H13V246H12ZM39 247H40V246H39ZM39 247H38V248H39ZM78 247H80V246H78ZM78 247H77V248H78ZM89 247H90V246H89ZM93 247H94V245H93ZM93 247H91V251H92V248H93ZM110 247H111V246H110ZM144 247H146V246H144ZM144 247H143V248H144ZM158 247H159V246H158ZM189 247H190V246H189ZM2 248H3V247H2ZM5 248H6V247H5ZM5 248H4V249H5ZM26 248H25L24 250H27ZM36 248H37V247H36ZM40 248H42V247H40ZM44 248H45V247H44ZM56 248H57V247H56ZM120 248L118 249V251L120 250ZM126 248H127V247H126ZM126 248H125V250H126ZM147 248H148V247H147ZM147 248H144V249H147ZM202 248H203V247H202ZM204 248H205V246H204ZM204 248H203V249H204ZM216 248H217V247H216ZM30 249L32 250V248H30ZM47 249L49 250V248H47ZM94 249H95V250H94ZM102 249H103V248H102ZM104 249H105V248H104ZM108 249H109V248H108ZM128 249H129V248H128ZM128 249H127V250H128ZM144 249H143V250H144ZM214 249H215V248H214ZM31 250H30V251H31ZM35 250H36V249H35ZM79 250H80V249H79ZM93 250H94V251H97V250H96V247L93 248ZM114 250H117V249L115 248ZM114 250H113V251H114ZM125 250H123V252H122V250H121V252H122L123 254H120L121 252H120V253L118 252V253L120 254V256H121V255H122V256L124 255ZM187 250H188V249H187ZM189 250H190V248H189ZM201 250H202V249H201ZM201 250H200V253H202ZM12 251H13V250H12ZM12 251H11V252H12ZM16 251H17V250H16ZM19 251H20V250H19ZM19 251H18V252H19ZM30 251H29V252H30ZM40 251H42V249H41ZM44 251H45V249H44ZM44 251H43V252H44ZM89 251H90V250H89ZM89 251H88V252H89ZM91 251H90V252H91ZM94 251H93V252H94ZM98 251H99V250H98ZM98 251H97V252H98ZM100 251H102V250H100ZM100 251H99V252H100ZM107 251H108V250H107ZM109 251H110V252H109ZM109 251H108L109 254L113 252L112 249H110ZM111 251H112V252H111ZM141 251H142V250H141ZM206 251H207V250H206ZM210 251H211V250H210ZM221 251H222V250H221ZM25 252H26V251H25ZM34 252H35V251H34ZM43 252H42V253H43ZM86 252H87V251H86ZM93 252H92V253H93ZM103 252H104V251H103ZM129 252H130V251H126V255H127L126 258L128 257V254H127V253H129ZM4 253H6V252H4ZM21 253H22V252H21ZM36 253H37V252H36ZM38 253H39V252H38ZM44 253H47V252H44ZM95 253H96V252H94L93 254L95 255ZM101 253H102V252H101ZM105 253H106V252H104V254H103L104 256H105L106 254H108V253H106V254H105ZM116 253H117V251H116ZM130 253H131V252H130ZM130 253H129V254H130ZM204 253H205V252H204ZM204 253H203V255H204ZM209 253H210V252H209ZM209 253H207V252L205 253V256H206V254H207L206 258L210 257ZM26 254H27V253H26ZM28 254H29V253H28ZM34 254H35V253H34ZM62 254L64 255V253H62ZM93 254H92V255H93ZM119 254H118V255H119ZM146 254H148V253H146ZM212 254L214 255V253H212ZM2 255H3V254H2ZM4 255H5V254H4ZM4 255H3V256H4ZM17 255H23V254H20V253H19V254H17ZM31 255H32V254H31ZM40 255H41V254H40ZM42 255H43V254H42ZM70 255H71V254H70ZM89 255H91V254H89ZM96 255H97V254H96ZM100 255H101V254H100ZM114 255L117 256V254H114V253H113V256H114ZM8 256H9V254H8ZM25 256H26V255H25ZM25 256H22V257H25ZM36 256L38 257V255H36ZM43 256H44V255H43ZM43 256H42V257H43ZM47 256H48V255H47ZM47 256L43 257V259L47 258ZM49 256H50V255H49ZM71 256H72V255H71ZM81 256H82V255H81ZM81 256H80V257H81ZM85 256H86V255H85ZM87 256H88V255H87ZM104 256L101 257L102 261H104V260H103V257H104ZM106 256H107V255H106ZM115 256H114V257H115ZM124 256H125V255H124ZM144 256H145V255H144ZM157 256H158V255H157ZM185 256H186V255H185ZM194 256H195V255H194ZM200 256H202V255H200ZM200 256H199V258H200ZM211 256H212V255H211ZM20 257H21V256H19V258H18L19 260L17 259V261H22V260H20ZM26 257H27V256H26ZM29 257H30V256H29ZM29 257H27V258H29ZM42 257H40V258L42 259ZM50 257H51V256H50ZM67 257H70V256H67ZM67 257H64V258H67ZM88 257L90 258V256H88ZM93 257L95 258L96 256H93ZM114 257L111 258V255H109V259L111 258L110 260L113 259V260L115 261ZM142 257H143V256H142ZM150 257H151V256H150ZM212 257H213V256H212ZM215 257H216V256H215ZM6 258H8V257H6ZM32 258H33V257H32ZM61 258H62V257H61ZM82 258H84V257L82 256ZM89 258H88L87 260H85V261H88V262H89V261H90ZM94 258H93V259H94ZM98 258L100 259L99 256L97 257V259H98ZM123 258H124V257H121V260H122ZM126 258H124V260H125ZM24 259H25V258H24ZM29 259H30V260H29V263H28V264L31 263V262H30V261H31V258H29ZM35 259H36V257H35ZM38 259H39V257H38ZM41 259H40V261L43 262ZM47 259H48V258H47ZM47 259H45V260H47ZM67 259H68V258H67ZM91 259H92V256H91ZM95 259H96V258H95ZM97 259H96V260H97ZM99 259H98V260H99ZM101 259H100V260H101ZM15 260H16V259H14V261H15ZM51 260H52V259H51ZM51 260H50V262H51ZM64 260H65V259H64ZM64 260H61V261H63V262H62L63 264H65ZM80 260H81V259H80ZM82 260H83V259H82ZM82 260H81V261H82ZM96 260H93V262L96 261ZM98 260H97V262H98ZM100 260H99V261H100ZM116 260H117V257H116ZM118 260H119V259H118ZM121 260H120V262H121ZM140 260H141V258H140ZM145 260H146V259H145ZM207 260H209V259H207ZM32 261H33V260H32ZM70 261H71V260H70ZM199 261H200V259H199ZM199 261H198V258H197V262H196V263H198ZM15 262H16V261H15ZM48 262H49V261H48ZM48 262L46 261V263H48ZM72 262H73V261H71V263H72ZM97 262H96V263H97ZM125 262H126V260H125L124 262L122 261L123 264H124ZM133 262H134V261H133ZM139 262H140V261H139ZM7 263H9V262H7ZM20 263H22V262H20ZM23 263H24V262H23ZM36 263H37V262H36ZM66 263H67V262H66ZM71 263H70V264H71ZM83 263H85V262H83ZM89 263H90V262H89ZM100 263H101V264H102V263L104 264V262H100ZM105 263L107 264V261H106ZM111 263H112V261H111ZM134 263H135V262H134ZM192 263H193V262H192ZM215 263H216V262H215ZM18 264H19V262H18ZM38 264H39V263H38ZM42 264H44V263H42ZM48 264H49V263H48ZM75 264H76V263H75ZM87 264H88V263H87ZM91 264H93V263H91ZM98 264H99V262H98ZM113 264H115V263H113ZM126 264H128V263H126ZM130 264H131V262H130ZM198 264H199V263H198ZM200 264H202V262H201ZM203 264H205V263H203Z\"/></svg>","mask_w":264,"mask_h":264}]
</instances>
